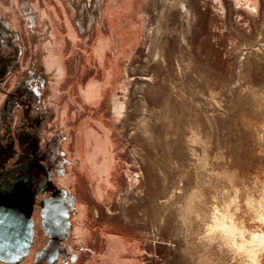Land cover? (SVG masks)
<instances>
[{
    "label": "rangeland",
    "instance_id": "rangeland-1",
    "mask_svg": "<svg viewBox=\"0 0 264 264\" xmlns=\"http://www.w3.org/2000/svg\"><path fill=\"white\" fill-rule=\"evenodd\" d=\"M0 264H264V0H0Z\"/></svg>",
    "mask_w": 264,
    "mask_h": 264
},
{
    "label": "bare ground",
    "instance_id": "bare-ground-1",
    "mask_svg": "<svg viewBox=\"0 0 264 264\" xmlns=\"http://www.w3.org/2000/svg\"><path fill=\"white\" fill-rule=\"evenodd\" d=\"M83 31V30H82ZM115 109V108H114ZM120 112V111H119ZM161 140V139H160ZM164 143V142H163ZM180 186V185H179ZM187 187V186H186ZM181 191V190H180Z\"/></svg>",
    "mask_w": 264,
    "mask_h": 264
}]
</instances>
